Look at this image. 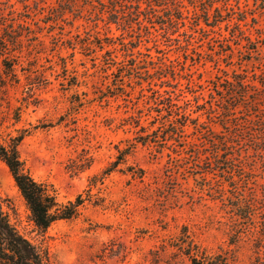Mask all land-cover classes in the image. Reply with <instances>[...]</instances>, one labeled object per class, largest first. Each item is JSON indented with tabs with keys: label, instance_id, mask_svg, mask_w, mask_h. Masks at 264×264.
<instances>
[{
	"label": "rangeland",
	"instance_id": "rangeland-1",
	"mask_svg": "<svg viewBox=\"0 0 264 264\" xmlns=\"http://www.w3.org/2000/svg\"><path fill=\"white\" fill-rule=\"evenodd\" d=\"M10 2L33 34L18 80L0 57V145L19 137L36 180L85 199L42 233L0 158L5 209L49 264L264 256V0L125 2L118 23L108 0Z\"/></svg>",
	"mask_w": 264,
	"mask_h": 264
},
{
	"label": "trees",
	"instance_id": "trees-1",
	"mask_svg": "<svg viewBox=\"0 0 264 264\" xmlns=\"http://www.w3.org/2000/svg\"><path fill=\"white\" fill-rule=\"evenodd\" d=\"M68 1L73 2L74 0ZM95 1L103 6H107L103 0ZM108 2L112 5V8L108 6L110 11H107L111 12V14H116L117 20L113 22L117 23L118 20L122 22L124 18L125 12L123 9L127 6L125 2L134 7L140 5L139 0H108ZM137 13L140 15L141 11L137 10ZM29 16V5H25L23 11H19L10 0H0V57L2 58L6 78L11 81L18 80L15 67L19 64L20 56L14 55V51L21 48V38L23 36L30 37L33 34L31 28L27 25V18ZM29 39H32V37ZM6 78L3 79V82L6 81ZM245 83V81H241L242 85H246ZM168 105L169 108L174 106L172 100H170ZM184 124L186 123H182V125ZM19 141L20 138L18 137L13 139V143L10 146L0 145V158L8 166L15 184L25 200L30 212V222L36 230L45 233L54 223L74 218L85 199L82 194H79L74 200H69L66 203L61 202L53 185L36 180L25 169L17 149ZM114 168L115 165L107 168L104 173L109 174ZM143 174L144 170L141 169L140 177ZM253 213L254 211L250 212V219ZM262 225L263 228L260 230V235H262L261 241H263L264 237V215ZM261 246L258 245V247ZM190 260L192 264H226L221 256L207 259L190 255ZM0 264H49L48 254L22 233L12 221L1 197ZM255 264H264V256L259 255L255 260Z\"/></svg>",
	"mask_w": 264,
	"mask_h": 264
}]
</instances>
